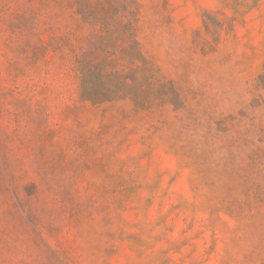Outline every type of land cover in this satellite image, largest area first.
<instances>
[{
    "label": "rangeland",
    "instance_id": "obj_1",
    "mask_svg": "<svg viewBox=\"0 0 264 264\" xmlns=\"http://www.w3.org/2000/svg\"><path fill=\"white\" fill-rule=\"evenodd\" d=\"M0 264H264V0H0Z\"/></svg>",
    "mask_w": 264,
    "mask_h": 264
},
{
    "label": "trees",
    "instance_id": "obj_2",
    "mask_svg": "<svg viewBox=\"0 0 264 264\" xmlns=\"http://www.w3.org/2000/svg\"><path fill=\"white\" fill-rule=\"evenodd\" d=\"M84 74L82 75V92L90 100L100 102L107 99L106 88L100 76L91 73L87 66H84ZM105 93V94H104Z\"/></svg>",
    "mask_w": 264,
    "mask_h": 264
}]
</instances>
